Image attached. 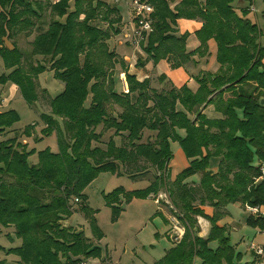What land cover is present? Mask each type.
I'll list each match as a JSON object with an SVG mask.
<instances>
[{
    "label": "trees",
    "instance_id": "trees-1",
    "mask_svg": "<svg viewBox=\"0 0 264 264\" xmlns=\"http://www.w3.org/2000/svg\"><path fill=\"white\" fill-rule=\"evenodd\" d=\"M69 1L0 0V57L10 70L2 79L17 87L29 107L39 99L41 74L52 71L63 84V91L48 100L49 113L40 115L42 136L57 134V152L42 150L33 164L28 162L33 152L17 143V137L0 141V227H12L20 240V246L6 251L0 246V252L17 257L14 263L0 259V264L99 259L100 248L63 221L76 208L90 221L92 238L100 240L85 191L99 172L119 168L128 175L154 170L157 174L146 189L123 195L128 202L164 189L183 224L180 242L153 264H256L241 262L226 228L218 226L229 204L264 211V46L257 24L247 17L253 0H180L173 8L169 0H140L153 9L152 31L143 40L147 60L156 64L167 59L178 68L194 56H206L213 41L219 68L196 78L195 91L187 86L157 91L148 80L126 73L125 93L116 91L112 78L123 62L108 47L120 32L118 5L73 0L71 8ZM178 19L202 24L195 32L200 45L193 52L186 51L188 34H175ZM33 33L30 55L47 65L40 61L25 70L24 54L14 39ZM208 105L218 117L203 113ZM18 121L14 110L0 112V137ZM33 128L23 133L31 135ZM109 131L113 137L104 143ZM146 132L150 135L143 141ZM171 140L188 161L173 180ZM211 160L217 161L216 173L209 170ZM194 175L198 181L188 182ZM120 194L117 189L106 196L116 214ZM205 206L213 209L212 216L204 213ZM198 217L210 223L205 237H199ZM247 223L264 231V214L250 216Z\"/></svg>",
    "mask_w": 264,
    "mask_h": 264
},
{
    "label": "rangeland",
    "instance_id": "rangeland-1",
    "mask_svg": "<svg viewBox=\"0 0 264 264\" xmlns=\"http://www.w3.org/2000/svg\"><path fill=\"white\" fill-rule=\"evenodd\" d=\"M131 1L132 0H122L117 4L122 16L119 26L120 32L109 39L108 47L110 51H114L120 56L126 55L127 60L130 62V66L133 69L148 73L153 65L149 64L144 67L136 65L137 59L140 57L145 60L143 47L146 44V40L137 43L132 38L134 24H129L130 15L128 16L127 11L124 8V6L127 7ZM51 2H53V0ZM69 6L73 8V0L69 1ZM247 17L251 22L257 24V27L260 30V44L264 46V0H253V6L248 12ZM34 35V33L29 37L20 35L14 39L16 41V46L19 47L24 54L22 67L25 70L40 61L45 62L47 65L46 60L40 57H31L30 55L31 41ZM4 45L10 48L12 47V41L5 40ZM194 57L200 59L199 69L207 73L214 72L215 59L213 57L212 60L209 58L208 61L200 56ZM127 60L126 62H128ZM123 68H125V64H123ZM9 71L10 70H7L4 67L3 61L0 57V112L14 110L19 116V121L12 127L14 130L5 131L0 137V141L17 137V143L25 145L29 152H33L32 155L28 157V162L36 164L38 162V152L45 149H48L51 152L58 151L56 133L53 132L48 136H42L41 130L45 125L41 120L40 115L49 113L48 100L50 97L53 98L63 91V84L54 78V73L52 71H46L41 74L39 76V99L32 107H29L22 99L20 93L15 90L12 83L8 80L2 79L3 76H6L9 73ZM121 71V67L117 65L116 70L112 72V78L113 76L115 77V83L118 86L119 91L123 83L122 81L124 80V82H126L124 74L126 71L123 73L124 76H122V74L119 75ZM217 71L215 73H217ZM194 72L196 74L198 73L196 70H194ZM160 77V73L154 72L151 75L152 83L156 84ZM119 78L121 82H119ZM195 86V81L193 80V83L187 87L192 89ZM43 89L46 90V93H42ZM125 89H127V86ZM177 108L181 111L184 110V107L179 103L177 104ZM28 126H34L31 135H25L23 133ZM177 133L180 136L184 135L183 130H178ZM112 134V131L105 132L103 142L106 143L109 140V136H112ZM149 135L150 133L146 132L143 141ZM119 140L120 139L118 138H114L116 144H118ZM101 147L104 148V146ZM170 148L171 151L174 152V161L170 164L169 168L171 169V172L175 174V178L179 169L186 166V160L183 152L180 151L177 141L171 140ZM197 180L198 176L194 175L188 179V182H194ZM148 185L149 182L147 180H143L142 178L134 179L125 173L123 168H119L114 172H99L85 191L88 199V206L92 209L93 214H91L93 215L94 223L102 234L100 240H95L102 250L101 257L105 258V254L108 253V257L111 258L112 263L114 264H144L141 262V259H144L147 253H150L157 259L161 258L164 250L169 249L171 246L170 240L166 236L167 232L171 237L172 244L179 243L182 238L184 233L183 224L178 219V216H176L171 210L166 195L162 193L164 189L160 192L161 197L159 206H157L156 203L154 204V201L150 203L138 202V200H146L145 197L138 198L133 196V198L127 202L123 195L124 193L128 194L133 191L144 190ZM117 189H119L121 193L118 196V205L121 210L116 214V210L107 203L108 198L106 199V196L113 194ZM160 208H163L168 215V224L164 223L160 218L158 214ZM228 212L234 215L237 222L245 225L242 227L244 229H238L231 232L230 244L234 247L235 254H240L241 262L252 263L253 255L248 251L247 244L254 239L256 231L260 232V230H255V228L247 223V219L251 216L250 209L244 210L241 206L229 204ZM66 225L82 231L87 238L93 237L90 221L83 213L77 211L76 208L66 219ZM243 236L244 241L242 240ZM91 242L94 243L93 238L91 239ZM135 242L143 243L145 245V251L132 254ZM254 242L256 245L264 247V238L257 236ZM0 246L4 248L5 251L20 246V240L15 238L14 229L12 227H0ZM212 247L216 248L217 244H213ZM0 259H5L6 261L14 263L16 262L17 257L14 255L7 256L5 252H0ZM94 261L95 259L93 258H86L84 260L86 264H96ZM149 263L150 262H148V264Z\"/></svg>",
    "mask_w": 264,
    "mask_h": 264
},
{
    "label": "crops",
    "instance_id": "crops-1",
    "mask_svg": "<svg viewBox=\"0 0 264 264\" xmlns=\"http://www.w3.org/2000/svg\"><path fill=\"white\" fill-rule=\"evenodd\" d=\"M50 1H52V0H50ZM169 1L171 3V8H173L177 3L180 2V0H169ZM200 1H203V0H200ZM124 8L126 9L127 14L129 16L130 15L129 14V7L128 6L127 7L124 6ZM121 18H122V16H121ZM129 24H130V22H129ZM201 25H202L201 22L198 21V20L178 19L176 21V27H175L176 33L175 34L178 35V36L183 35V34H188V37L186 39V51L187 52H193L194 50H196L199 47L200 43L197 40V38L195 37V32L198 31L201 28ZM208 51H209V53L203 58L206 59V61H208L209 58H210V60H212V57L215 59L216 48H215V43L213 41H209L208 42ZM117 57H118V59L120 61L123 62V64H125V68H123L122 65L118 64V66H120L121 69H122V71L119 73V75L123 74L125 71H126V73L134 74L139 81L148 80L149 83H150L151 88H153V89H155L157 91H166V90H168L170 88L179 89L182 86H189L190 84L193 83V80L195 81V85L196 86L193 87L191 90L195 91L198 88V85L196 83V78L200 77L204 73H207V72H204L201 69H199V67H200V64H199L200 61L199 60L200 59H197L195 57H193L190 62L185 63L181 67L173 68V67H171L170 62L167 59L160 60L156 64H154L151 60H147L146 59V55H145V60L142 59V57H140L139 59H137V63H140V65H138L139 67H144V66L149 65V64L153 65L151 70L148 73L143 72V71H137V69H133L130 66V62L127 60V56L126 55L125 56H120L119 54H117ZM126 60L128 62H126ZM215 60H214V72L213 73H215L217 71L218 67H219V65L217 64V62H215ZM194 70H196L198 73L196 74L194 72ZM154 72H156V73L158 72V73L161 74V77L158 79L156 84H153L152 81H151V75ZM126 73H124L125 74V78H126ZM119 82H121L120 78H119ZM13 86L15 87V90L18 91L17 87L15 85H13ZM125 86H127V83L125 84ZM125 86L122 83L120 91H123L124 93L127 92L128 91V87H127V89H125L126 88ZM115 89H116L117 92H120L117 85H115ZM203 113L209 118L218 117V115L215 114L214 107L212 105H208L204 109ZM115 138H118V137H115ZM180 151H182V150L180 149ZM172 154H173V157H172V159H171V161L169 163V166L174 161V152H172ZM184 158H185V156H184ZM185 160H186V158H185ZM187 166H188V161L186 160V166H184L182 169L186 168ZM182 169H179L178 173ZM209 170L212 173H216L217 172V161L216 160H211ZM156 174L157 173L156 172L154 173V170H151V171L143 173V174L130 175V177H132L134 179L142 178L143 180H147L149 182V185H150L151 182L154 179V176ZM169 174H170V179L173 180L175 174H173L171 172L170 168H169ZM198 178H199V176H198ZM160 197H161L160 193L158 195H149L148 197H146V200H138V202L150 203V202L154 201V204L156 203V205L159 206L160 205V202H159L160 201ZM234 205H238V204H234ZM121 206H123V205H121ZM238 206H240V205H238ZM241 207L244 210L246 209L243 206H241ZM202 209L204 210V213L207 216H212L213 215V209L212 208H210L208 206H205ZM225 210H226V212L228 214L225 217H223L218 222V226H220V227L224 226L226 228V230H227V232L229 234V239H230L232 231H236L238 229H244L242 227L245 226V225H243L240 222L236 221L234 215H232V213L228 212V206L226 207ZM123 211H124V209H123ZM158 212H159L158 214H159L160 218L162 219V221L164 223L168 224V222H167L168 221L167 220L168 219V215L163 210V208H160V210ZM261 213L264 214V211H261ZM250 215L253 216V217H256L259 214L253 215L251 213ZM197 223H198V226L200 228L199 237H205L208 234V232H209L210 223L206 219L201 218V217L197 218ZM63 225L67 226L66 225V220L63 221ZM255 230H259V229H255ZM78 231H80V230H78ZM166 236L170 240V243H171L170 245L172 246L173 244H172L171 237L169 236L168 232L166 233ZM257 236H259L260 238H264V231H261V230H260V232L256 231V235H255L254 239L250 243L247 244V247H248V251L253 255V262H255L256 264H264V254L257 255L254 251H251V249H250V246L253 244V245L257 246V247L262 248V250H264V247H261L260 245L258 246V245L255 244L254 240H255V238ZM88 238H90V237H88ZM242 238H243L242 240L244 241V236ZM90 239H92V238H90ZM93 241H94L93 244L100 248V246L98 245L97 241H95L94 239H93ZM240 244H241V242H240ZM134 246L135 247H134V249H132V254H136L137 252L141 253V252L145 251V245L143 243L135 242ZM171 246H170V248H171ZM100 250H101V248H100ZM167 250H164L162 257L165 255ZM101 253H102V250H101ZM161 258L157 259L156 257L151 255L150 253H147L146 256L144 257V259H141V262H143L144 264H148V262H150L149 264H153L154 262L160 260ZM94 262L96 264H114V263H112L111 258L108 257V253L105 254V258L100 257L99 259H95ZM243 263H247V262H243ZM132 264H135V263H132Z\"/></svg>",
    "mask_w": 264,
    "mask_h": 264
},
{
    "label": "built area",
    "instance_id": "built-area-1",
    "mask_svg": "<svg viewBox=\"0 0 264 264\" xmlns=\"http://www.w3.org/2000/svg\"><path fill=\"white\" fill-rule=\"evenodd\" d=\"M59 0H53V2H58ZM112 4H118L122 0H108ZM129 7L130 14V24H134L132 38L135 42L140 43L144 40V35L148 34L152 31L151 25V14L153 9L148 4L143 3L140 0H132ZM121 75V74H120ZM124 76V74H122ZM124 86L125 82L122 81ZM126 87V86H125ZM261 177H264V167H261ZM250 209V212L253 215L262 214L258 208H247ZM251 251H254L257 255L264 254V250L262 248L257 247L255 245L250 246ZM85 264V263H81Z\"/></svg>",
    "mask_w": 264,
    "mask_h": 264
}]
</instances>
